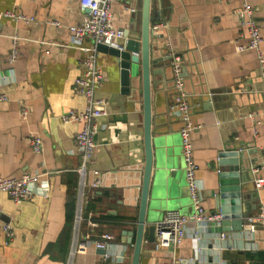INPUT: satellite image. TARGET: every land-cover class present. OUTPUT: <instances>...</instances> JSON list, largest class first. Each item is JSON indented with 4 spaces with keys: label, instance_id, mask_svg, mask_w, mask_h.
I'll list each match as a JSON object with an SVG mask.
<instances>
[{
    "label": "crops",
    "instance_id": "0c3cea01",
    "mask_svg": "<svg viewBox=\"0 0 264 264\" xmlns=\"http://www.w3.org/2000/svg\"><path fill=\"white\" fill-rule=\"evenodd\" d=\"M248 1L264 39V0ZM141 5L142 0H116L115 26L125 33L131 27L140 30ZM242 6L243 0H162L158 8L159 65L153 71L161 74L151 76L154 169L147 211L151 224L169 210L184 214L193 210L185 177L182 123L170 109L176 92L166 40L182 57L184 91L193 122L200 126L192 133V143L206 211L222 213L226 207L230 215L236 208L255 215L264 206V184L256 187L252 171L259 167L256 177L264 178V117L258 125L248 117L264 110V79L256 51L240 49L250 41L235 14ZM7 10L34 20L0 21V94L8 97L0 101V177L43 175L36 195L20 204L0 193V264H66L80 182L81 154L75 137L82 123H65L61 115L86 105L75 90L85 53L73 43L68 26L80 24L88 10L80 0H0V11ZM52 20L63 26L55 27L49 23ZM14 40L17 60L12 65ZM91 45V39L83 43ZM261 49L264 54V41ZM98 64L106 76L98 96L108 98L110 107L109 115L98 121L89 181L100 178L101 185L94 190L95 198L85 204L82 233L94 238L114 234L117 248L127 258L123 262L104 259L92 247L77 257V263L132 264L146 161L142 80L137 79L135 90L124 85L118 59L107 49H100ZM22 107L28 110L26 117ZM31 134L41 137L42 154L32 150ZM227 149L240 150L246 158L248 182L238 196L232 185L222 184L219 155ZM91 220L97 225H90ZM3 223H11L15 231L9 243ZM243 225L241 232L225 230L223 224L212 226L200 241L189 225L187 237L176 248L159 246L156 238L149 241L146 226L139 264H264V225L254 234L246 230V219Z\"/></svg>",
    "mask_w": 264,
    "mask_h": 264
},
{
    "label": "built area",
    "instance_id": "2783aa9c",
    "mask_svg": "<svg viewBox=\"0 0 264 264\" xmlns=\"http://www.w3.org/2000/svg\"><path fill=\"white\" fill-rule=\"evenodd\" d=\"M115 1L80 0L82 7L87 9L88 13L80 24L68 26L73 43L85 53L82 61L83 72L75 80V90L85 98L86 105L83 110L70 109L61 115V120L65 123L73 121L82 123V129L75 137L76 147L81 154V164L78 168L80 182L74 218V237L66 264H78L77 257L86 255L92 247L102 251L104 259L123 262L127 258V255L123 251H120L119 247L117 248L114 234L105 232L101 234L100 238H94L91 233H82V226L86 220L84 213L85 204L89 198H95L94 190L101 185L100 178L92 182L89 181V175L94 163V151L97 146L98 121L109 115L110 107L108 98L98 96V92L106 80L105 73L98 64L99 46L106 45L120 48L121 42L126 39L124 29L116 27L113 22L112 8ZM235 14L242 19V23L246 27L250 38L248 46H242L240 49H252L256 51L264 79V54L261 49L264 39L256 22L254 9L248 0H243L242 8L235 11ZM4 19L15 22H31L34 20L24 13L14 10L0 11V21ZM49 23L55 27L63 26V23L59 20H52ZM160 26L162 25L154 24L152 27L156 35L160 31ZM87 39H91L92 45L85 47L83 43ZM14 42L9 57V62L12 65L17 60V41L14 40ZM168 48L173 57L171 66L174 82L173 88L176 92L170 109L179 117L182 123L180 135L185 177L193 210L190 214H184L179 210L167 211L163 218L155 223V237L159 246L176 248L187 237L189 225L193 226L195 237L200 241L205 230L222 224L223 216L220 212H207L203 205V186L198 175L200 167L195 159L192 143V133L199 129L200 126L195 125L193 122L192 107L184 91L182 57L175 52L170 43L168 44ZM6 100H8V97L5 94H0V101ZM22 113L25 117L28 115L26 107H22ZM248 117L258 125L262 121L261 118L264 117V110L261 113H250ZM256 132L257 129L255 128ZM30 144L35 153L42 154L44 152L43 141L40 136L31 134ZM252 171L255 175V185L257 188H260L264 184V178L256 177L260 172V168L254 167ZM42 175L41 173H25L20 177H0V193H6L15 203L20 204L36 195L37 185ZM90 189L91 191H88ZM48 190L47 187L44 188V192ZM89 223L92 226L97 225L93 220L89 221ZM259 225H264V206H261L255 215H251L246 219L247 229H245L254 234ZM1 229L7 238L6 243H9L15 236L12 224L3 223ZM221 238L225 239L226 234L222 233Z\"/></svg>",
    "mask_w": 264,
    "mask_h": 264
},
{
    "label": "water",
    "instance_id": "95a60500",
    "mask_svg": "<svg viewBox=\"0 0 264 264\" xmlns=\"http://www.w3.org/2000/svg\"><path fill=\"white\" fill-rule=\"evenodd\" d=\"M162 0H142V22L140 30L131 27L126 33V41L120 48L100 45L99 49H107L111 51L118 59V65L121 71V79L123 84L136 89L137 79L142 80L143 96H144V112H145V147H146V161L143 172V183L141 191L139 217L136 229V242L132 264H139V258L142 248L143 233L148 227V240H155V224L147 221V211L150 199V187L152 174L154 169V153L152 146V112H151V76L160 75L161 72L153 71V68L159 65V58L157 57L158 49L155 45L157 35L153 30V25L156 20H161L158 8L161 6ZM160 10V9H159ZM166 24V23H164ZM170 41L166 40V44ZM167 56L171 66L172 55L167 46ZM172 71V66H171ZM184 75V74H183ZM212 94L214 92H211ZM219 165L222 184L232 185L237 196L241 195L243 183L248 182L245 179L244 172L246 169V158L240 150L227 149L219 155ZM229 209L223 207L222 209V224L225 230L233 232H241L244 230V219H247L249 214L235 209L233 215L229 214ZM233 219V221H231ZM133 234V233H132ZM131 243V242H130ZM102 252V251H101ZM177 264H190L189 261H180Z\"/></svg>",
    "mask_w": 264,
    "mask_h": 264
}]
</instances>
